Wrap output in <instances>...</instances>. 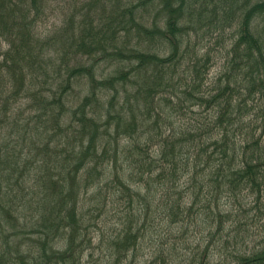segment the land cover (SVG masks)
I'll use <instances>...</instances> for the list:
<instances>
[{
    "label": "trees",
    "instance_id": "16d2710c",
    "mask_svg": "<svg viewBox=\"0 0 264 264\" xmlns=\"http://www.w3.org/2000/svg\"><path fill=\"white\" fill-rule=\"evenodd\" d=\"M133 1L0 0V226L14 198L39 214L17 227L36 249L0 236V264H264V228L236 213L264 196V0H158L149 26ZM53 3L62 21L40 32ZM195 12L235 34L209 84L212 57L182 46ZM21 98L33 113L8 114ZM93 189L113 196L79 208Z\"/></svg>",
    "mask_w": 264,
    "mask_h": 264
},
{
    "label": "rangeland",
    "instance_id": "374dc122",
    "mask_svg": "<svg viewBox=\"0 0 264 264\" xmlns=\"http://www.w3.org/2000/svg\"><path fill=\"white\" fill-rule=\"evenodd\" d=\"M158 0H143V2H138V0H134L132 3V7H135L137 4L141 3V5H139V7H137L138 11L144 12L145 15H143V17H138L137 20L138 23L143 24L145 26H149V24H151L153 22V20H155V18H157V20H159L161 17V13H159L160 11L158 9H154L151 8L150 13L148 11V14L145 12V10H142L144 8H148L150 6H152V3L156 2ZM194 2V6L195 9L199 10L200 9V2H196L195 0H192ZM138 2V3H137ZM209 2V0H208ZM55 3L52 4V9L48 10L46 14H48V22H40L39 23V28L38 30L40 32H48L51 28H53L54 26L58 25L61 23L62 21V12L55 7ZM148 6V7H147ZM211 6V5H210ZM219 6V5H218ZM200 23V24H198ZM185 33H182L181 36V40H182V46L183 47H187L189 48V52L192 50V52H196L197 50L198 52L202 53L203 51L207 52L213 59L214 61V65L211 68V72L209 75L208 80V84L210 82H213L216 80L215 76H216V72L218 71V69L221 67L224 57L227 54V51L229 50L230 46L233 43V39L235 37L234 34V29H230V30H226L224 32V34H220L218 33V30L213 28V26H211L213 24L212 21H208L206 22L205 19L200 18V22L197 21V14L195 12V14H193L190 18H185ZM234 34V35H233ZM152 45V44H151ZM181 47V49L183 48ZM149 50L145 51L146 54H149V52H152V50H157L158 54H164L167 55L168 51L165 49L163 50V52H161L162 50L155 46H149ZM143 49L147 50V46L143 45ZM152 49V50H151ZM86 59V58H85ZM134 63V62H133ZM127 65L132 66L131 64L126 63ZM122 67V65H121ZM133 68V67H132ZM103 70L105 72V74H107L110 70L111 67L108 66L106 63H102L100 65V71ZM128 70V68H127ZM134 70V69H133ZM149 75V74H148ZM147 75V78H148ZM143 77V76H142ZM133 78V77H132ZM74 82V81H73ZM84 82L82 81V83H80V81L76 80L75 84L73 86V90H69L70 92L67 93V97H66V106L67 108H73L74 106H76V104L80 101L81 97H77L72 95V91L74 92V90H79V89H85V87L82 85ZM208 87V85H207ZM129 85H126L125 87H121V86H117V93H116V102H117V107H115V111L118 112V114L120 113L121 109L120 108V104H122L124 102L125 99H131L130 95H132L133 93L131 92L132 90H130ZM201 90H203V88H200ZM197 95H199L197 93ZM109 96H105L104 100H106ZM129 97V98H128ZM128 101V100H127ZM126 101V102H127ZM132 103V100H129ZM31 104V100L29 99H19V101L15 102V100L12 101V106L10 107V111L8 112V114H10L12 112V115H14L16 112H20L23 111L24 116H28V113H33V108L29 107V105ZM71 106V107H69ZM3 109L2 103L0 102V118L3 117V111L1 110ZM193 116L194 118H197L198 112H197V107H193ZM10 128V124H6V126L4 128H2V131L5 132L6 130H8ZM30 135H32L30 133ZM52 156V154H51ZM109 178V176H108ZM106 178V179H108ZM104 188L107 189V186L105 185ZM1 191V190H0ZM2 196H8L6 194L2 195ZM12 196V195H10ZM15 196V195H14ZM17 196V195H16ZM90 196H94L93 198V202L98 201L101 198H104L105 196H113V194L111 193V195H109V193L105 194V190H103V192H101L100 190H96L93 189L92 191L90 190V194L88 196H85L82 201H80V203L78 204V207L80 208L82 205L87 204V200L89 199ZM13 201L16 203V207H9L11 209V215H6L5 218H2V224L0 226V232H2L0 234V236L2 238L6 237L5 234L8 236V238L6 240H8V244L12 245L13 243H17L18 239H20L22 242V244H24L21 248H23L24 250L27 249H36L33 246L34 241L31 239H36L35 237H31L30 240H27L26 243L23 242V240L21 239L20 235L17 233V227L22 228L24 230H31L32 228L36 227V223L35 220L38 219L39 214L37 212H32L31 211V207L33 208L34 206H28L26 204H22V208H21V203H23L21 200L18 202V199L14 198ZM260 205H264V196H252L249 197L247 202H243L242 208L245 209V212H240L241 210L237 211V214H242L245 216L244 219V223H247L248 225L251 226H257L259 228V230L261 228H264V225L259 224L257 221H252V217H257L258 218V206ZM89 205L85 206L86 208ZM84 207V208H85ZM85 208V209H86ZM85 209H82V211H86ZM31 211V216L30 217H24L22 215L23 212H27ZM37 214V215H35ZM35 215V216H34ZM254 215V216H253ZM1 216V213H0ZM240 217V215H239ZM6 220V222L3 221ZM264 222V221H263ZM193 230H189L187 231L185 236H181V233L177 232V234L175 235H180L181 238L180 239H172L171 240V244L172 245L174 241H176V246L177 249H183V246L186 245V243L191 244L193 241V238H195V232H192ZM3 235V236H2ZM18 242V243H19ZM0 243L3 244V241L0 239ZM250 244H254V242H250ZM31 246L33 248H29L28 247Z\"/></svg>",
    "mask_w": 264,
    "mask_h": 264
}]
</instances>
